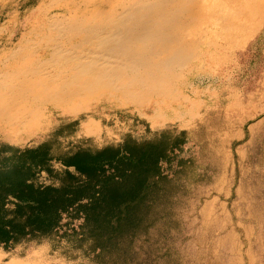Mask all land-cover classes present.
<instances>
[{
    "label": "rangeland",
    "instance_id": "rangeland-1",
    "mask_svg": "<svg viewBox=\"0 0 264 264\" xmlns=\"http://www.w3.org/2000/svg\"><path fill=\"white\" fill-rule=\"evenodd\" d=\"M6 19L0 15L1 26ZM200 52L202 61L194 62L196 70L181 86L197 104L187 114L177 108L179 116L163 122L159 113L149 118L134 107L99 104L55 113L45 130L21 142L0 138L33 147L54 137L58 155L144 142L163 130L170 139H184L163 162L166 177L125 243L127 253L101 250L83 217L65 215L50 237L10 250L0 245V264H264V21L235 47ZM91 119L97 132L83 129Z\"/></svg>",
    "mask_w": 264,
    "mask_h": 264
},
{
    "label": "bare ground",
    "instance_id": "bare-ground-1",
    "mask_svg": "<svg viewBox=\"0 0 264 264\" xmlns=\"http://www.w3.org/2000/svg\"><path fill=\"white\" fill-rule=\"evenodd\" d=\"M22 1L0 5V138L16 142L55 113L99 104L163 122L187 114L197 104L181 86L201 47H235L264 21V0ZM83 129L98 126L91 119Z\"/></svg>",
    "mask_w": 264,
    "mask_h": 264
},
{
    "label": "trees",
    "instance_id": "trees-1",
    "mask_svg": "<svg viewBox=\"0 0 264 264\" xmlns=\"http://www.w3.org/2000/svg\"><path fill=\"white\" fill-rule=\"evenodd\" d=\"M169 135L163 130L152 140L128 139L66 155L54 152V137L33 147L0 142V245L10 250L50 237L65 215H73L83 217L98 248L127 253L125 243L144 222L166 177L163 162L184 142Z\"/></svg>",
    "mask_w": 264,
    "mask_h": 264
}]
</instances>
